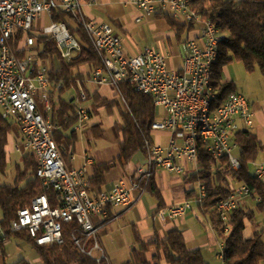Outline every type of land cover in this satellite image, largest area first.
Returning <instances> with one entry per match:
<instances>
[{
  "label": "built area",
  "instance_id": "2783aa9c",
  "mask_svg": "<svg viewBox=\"0 0 264 264\" xmlns=\"http://www.w3.org/2000/svg\"><path fill=\"white\" fill-rule=\"evenodd\" d=\"M192 0H128L138 16L136 23L157 14L181 18L185 24L198 27L199 35L182 45V65L178 71L168 67L170 55H163L151 48L140 54L125 53L121 39L106 24L87 21L82 13L81 0H0V113L11 121L20 134V144L15 147L22 154H32L37 162L36 177L45 192H53L54 200L47 194L36 197L29 207L21 209L9 225L12 233L26 232L40 247L63 245L64 226L76 224L81 238L71 236L78 251L98 264H111L100 243V232L115 217L113 209H131L156 171L183 175L185 167L197 164V144L193 127L203 125L205 143H201L214 162L227 160L229 170L236 173L241 165L234 136L240 131L254 129L255 113L244 95L235 92L218 105L217 111H208V102L216 91L207 90L211 81L210 64L215 51V40L221 39L220 30L192 10ZM54 12H63L81 26L102 67L90 73L96 86H109L121 106L127 110L124 97L118 89L122 82H129L137 92L148 95L155 109L151 134L169 135L165 146L146 142L147 152L136 169L133 181L117 180L108 190L94 192L90 186L89 169L93 162L85 157L79 168H69L55 141L58 129L52 119V86L50 73L54 60H41L35 50L36 23L48 18L50 25L43 27L41 36L51 38L61 59L71 61L80 50L75 39L63 23H52ZM21 39L14 45L18 34ZM63 83L56 85L58 92ZM87 95L78 91L73 106L77 122L75 133L90 131ZM252 174L257 181H264V162L255 163ZM139 195L136 196L135 193ZM203 186L197 184L192 200L158 210L159 222L177 221L187 215L193 205L202 203ZM253 192L245 185L235 188L226 200L220 201L225 221L223 235L230 229L231 216L243 210V200H250ZM1 230V228H0ZM88 244V246L85 245ZM223 242L219 241L218 259H221Z\"/></svg>",
  "mask_w": 264,
  "mask_h": 264
},
{
  "label": "trees",
  "instance_id": "16d2710c",
  "mask_svg": "<svg viewBox=\"0 0 264 264\" xmlns=\"http://www.w3.org/2000/svg\"><path fill=\"white\" fill-rule=\"evenodd\" d=\"M192 10L199 14L204 21H208L226 34L225 42L218 46L217 60L212 67L211 86L216 91L214 105L218 106L226 98L236 92L231 82H223V70L234 62L242 64L248 74L258 72L264 82V0H192ZM171 27L180 38L184 33L195 28L192 24H178L168 16ZM52 23H63L70 34L78 40L79 53L69 62L60 57L55 42L46 36H35V50L41 48V60H58L57 71L50 73L52 86V119L58 129L54 132L57 145L64 139L63 134L69 133V142L75 140L73 127L77 122L75 108L72 102H67L60 96L64 88H74L78 92L77 80H83V75H74L75 71L87 69L90 75L95 69L102 67V62L94 51L84 30L71 16L63 12H54L51 16ZM72 23V26L69 25ZM19 33L14 45L21 39ZM63 83V88L56 92L57 84ZM125 99L128 109L125 110L114 94L113 99H101L93 95V112L103 108L109 117H114L117 112L119 120L113 123V129L118 134L117 143L119 154L112 161L103 164H93V175L90 186L94 192L102 191L106 186L107 175L111 170H118V175L124 173L137 155L144 156L147 152L146 142L154 143L151 134V125L155 120V109L152 99L133 89L129 82H122L118 86ZM87 96H89L87 94ZM90 114V112H89ZM11 121L3 119L0 113V177L4 176L10 163L9 136L12 132ZM91 136L96 141L102 140L104 130L100 124L90 128ZM238 147V158L241 168L234 173L229 170L227 160L214 162L205 151L203 145L197 144L198 171L188 175L186 182L201 183L205 186L206 197L202 203L196 204L200 214L208 218L215 229L219 241L223 242V264H264V228L255 232L252 237L245 236L248 224H253L258 215L264 216V181H257L252 174L251 167L257 161L264 146L258 141L252 131H240L234 136ZM21 167H16V176L13 184L0 186V259L5 264L6 244L11 238L26 242L35 251L41 264H98L94 259L81 254L72 242L71 236L81 238L76 224L64 226L65 243L48 247L37 246L26 232L12 233L9 225L17 217V213L29 207L31 202L43 194H47L53 202V192H45L42 182L36 177L37 162L32 154H27L21 159ZM247 186L252 192L254 211H236L230 220V229L223 235L222 224L214 212L216 205L230 197L235 187ZM146 192L158 203V210L164 208L162 198L156 186L154 176L147 185ZM195 191L187 193L188 198H194ZM86 246L88 244L85 243ZM140 250L132 252V260L123 264H208L199 249L189 250L186 246L182 231L173 229L168 232L166 239L155 238L149 243H140ZM150 247L155 250L151 261H147L145 254ZM15 264H30L19 260Z\"/></svg>",
  "mask_w": 264,
  "mask_h": 264
},
{
  "label": "crops",
  "instance_id": "0c3cea01",
  "mask_svg": "<svg viewBox=\"0 0 264 264\" xmlns=\"http://www.w3.org/2000/svg\"><path fill=\"white\" fill-rule=\"evenodd\" d=\"M81 1L82 13L84 18L87 21H93L96 24H106L110 26L115 34L121 39L125 53L127 55L135 56L140 54L143 49L151 48L163 55H170V58L168 60V67L174 71H178L182 65L181 55L183 43L189 38L197 37L199 35L200 28L195 27L193 31L184 33L180 38H178L176 35V31L171 27L170 22L168 21V15L164 14H157L153 17L143 19L141 23H136L135 20L138 16V13L130 5L127 4L128 0ZM172 19L178 24H185L183 19L181 18ZM37 25L38 22L35 25L36 28ZM38 36H40V34ZM57 69L58 68H55L54 64V71H57ZM226 69L227 67L224 68L223 74ZM79 73L83 75V80H77L76 85L78 91H83L84 93H86V95H89L87 96V102L85 106L90 112V120L88 122V126L89 128H91L90 126L93 124L92 121L98 120L99 117L98 114L93 112L92 96L97 95L101 99L111 100L114 97V91L109 86L93 85L90 81V75H87V69L75 71L73 74L78 75ZM255 73H253L252 75H254ZM223 82H231L235 86L236 92L238 91L239 93H242V95H244L250 103L251 108L255 113L254 129L252 130V132L256 135L258 141L264 146L263 79V84H260L259 82V85L257 87H255V85H250L247 81L242 82L239 80H235L234 78L232 80H228L225 79L224 76ZM71 89L74 93L71 99L65 100L64 98H62V95L60 97L67 102L73 103V100L75 99L77 93L74 88ZM101 112H105L104 109L98 108L97 113L100 114ZM112 122L114 121H111V126ZM95 124H99V122L96 121ZM101 127L104 130L103 139H106L110 142V138L115 139L114 136L111 137L113 132L111 133L110 129H105L104 126ZM79 134H85L88 136L90 135L91 137V132L76 133L75 140L70 139L69 142V133H64V139H62L60 141V144L58 145L60 147L59 150L65 163L69 168L72 169H76L84 165L85 157L90 158L93 164H97L96 158L90 153L91 149L88 148V144L85 146L81 153L77 152L75 146L78 141ZM152 137L154 141L153 144L155 145L165 146L169 140V135L165 133H155L152 134ZM16 141H18L17 145H19L21 142L20 134L16 127L13 126L12 132L9 136L8 146L10 157L11 154L13 155L17 152L15 149V147H17V145H15ZM17 153L19 155L21 154L19 152ZM19 160L20 157H18V161L15 159L16 165H19ZM10 161H13L12 158H10ZM142 162V155L135 156L133 161L127 167H125L124 173L122 175H118V177L114 181L107 183L102 190L110 189V187L119 179H125L129 182L133 181L136 169ZM260 162H264V151L259 154L255 163ZM254 164L252 165V171L254 168ZM92 166L90 167L88 173L89 179L93 175ZM185 168V173L183 175H173L164 171H156L153 174L156 186L162 198V204L164 206V208L162 209H166L172 205L180 204L193 199L188 198L187 193L196 191L197 184H193L194 187L189 189L188 183L185 181V178L188 175L197 172L198 166H187ZM135 195L138 196L139 194L136 192ZM251 200L252 199L243 200V210L247 212L254 211V202H252L253 200ZM251 204H253V206ZM157 211L158 203L147 192L140 196L139 200L131 209H113L110 211V216L113 218L115 217V219L114 221L104 226V228L101 230L100 243L111 264H123L127 261H131L132 252L134 250H140V243H149L155 238L166 239L168 232L173 229L182 231L185 237L187 248L189 250L199 249L201 251L203 259L208 264H223L222 259L217 258V255L219 253V241L216 236L215 229L212 227L208 218H205L200 214L199 210L196 208V205H193L192 209L182 219H179L177 221H167L165 223H161L158 221L156 217ZM258 216L256 217V220L253 224L247 225L245 230V236L247 238L252 237L255 232L264 228V219L262 220V222L260 221V219H258ZM214 244H216L217 247H215ZM211 248H213L212 251ZM154 255L155 250L153 247H150L145 254L146 260L151 261ZM211 255H213L214 261L209 260V257H211ZM29 263L32 264L31 262ZM33 263L35 264L41 262L39 261L38 257H36L33 260Z\"/></svg>",
  "mask_w": 264,
  "mask_h": 264
},
{
  "label": "rangeland",
  "instance_id": "374dc122",
  "mask_svg": "<svg viewBox=\"0 0 264 264\" xmlns=\"http://www.w3.org/2000/svg\"><path fill=\"white\" fill-rule=\"evenodd\" d=\"M50 25V20L46 17L44 18V20L38 21V25L37 28L34 32V34L36 36H38L39 34H41L42 32V26H48ZM69 25L72 26V24L69 22ZM54 64H55V68L59 67V62L58 60H54ZM225 79H230L232 80L233 78L235 80H239V81H247L250 85H255V87H257L260 84H263L262 82V77L260 76V74L257 72L254 75L252 74H248L245 72L242 64L240 63H236L234 62L233 64L229 65L227 67V69L224 71L223 74ZM238 92V91H237ZM239 93V92H238ZM242 94V93H241ZM74 93L73 90L71 88H64L63 89V93H62V98H64L65 100H69L71 99V97H73ZM103 111V110H102ZM96 114H98V120L92 121V125L93 126L95 124L96 121L99 122V124L101 126H104L105 129H110V132L112 133L111 137L114 136L115 139H111V142L103 139V140H98L96 141L95 139L92 138V136L90 137V135H85V134H79L78 135V141L76 143V150L78 153H81L82 150L85 148V146L87 145L90 150V153L92 156H94L96 158V162L97 164H103V163H107L109 161H112L114 158H116L119 154V150H118V146L116 143L119 142L118 139V134L115 131V129H113V123L119 120L118 114L117 112H115V116L114 117H109L106 112H101L100 114L96 112ZM112 122V126H111V121ZM90 126V127H91ZM111 126V128H110ZM87 133V132H86ZM90 133V131H89ZM118 139V140H117ZM117 140V141H116ZM18 141H16V144ZM59 147V146H58ZM60 149V147H59ZM26 155H23L22 153L19 155L17 152L14 153L13 155L11 154L12 158V162L10 161L9 166L6 170V174H4L3 177H0V186L1 185H11L13 184V179L16 176V167H21V159L22 157H24ZM18 157H20L19 160V165H16L15 163V159L18 161ZM252 169V167H251ZM118 177V170H111V172L108 173L107 175V182L110 183L112 181H114L116 178ZM188 183V188H193L194 185L190 182ZM252 201V200H251ZM253 202V201H252ZM253 206V204H251ZM254 207V206H253ZM258 219H260V221H262L264 219V216H258ZM263 222V221H262ZM260 228V225H259ZM219 241V240H218ZM217 244V243H216ZM214 244L215 247H217V245ZM213 250V248H211V251ZM218 250V248H217ZM6 259H5V264H15L16 262H18L19 260L25 259L28 262L33 263V260L37 257L35 251L31 248V246L29 244H27L26 242L20 241L18 239L12 238L6 245ZM210 261H214L213 259V255H211V257H209ZM1 261V259H0ZM1 264V262H0ZM35 264H41V263H35Z\"/></svg>",
  "mask_w": 264,
  "mask_h": 264
},
{
  "label": "bare ground",
  "instance_id": "6f19581e",
  "mask_svg": "<svg viewBox=\"0 0 264 264\" xmlns=\"http://www.w3.org/2000/svg\"><path fill=\"white\" fill-rule=\"evenodd\" d=\"M220 36H221V39L215 40V51H218L219 44L222 42H225L227 38L226 34L223 33L222 31H220ZM217 55L218 53L213 54L211 64H210V72H212V67L217 60ZM207 90H214V88L211 86V81H207ZM214 100H215V96H213L212 100L208 102V111H217L218 106L214 105ZM193 137L196 142L205 143V131H204L203 125H196L193 127ZM196 166H198V164H196ZM200 186H203V195H202V201H203V199L206 197V189H205V186L201 183H200ZM214 212L219 218V220L221 221L222 229H224L225 221H223V214H221L220 207H215ZM221 259H222V252H221Z\"/></svg>",
  "mask_w": 264,
  "mask_h": 264
}]
</instances>
